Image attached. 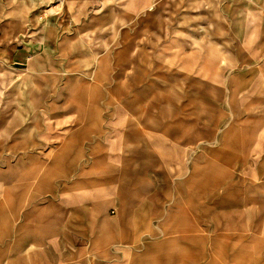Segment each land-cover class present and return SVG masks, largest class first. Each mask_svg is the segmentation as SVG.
<instances>
[{
    "label": "rangeland",
    "instance_id": "rangeland-1",
    "mask_svg": "<svg viewBox=\"0 0 264 264\" xmlns=\"http://www.w3.org/2000/svg\"><path fill=\"white\" fill-rule=\"evenodd\" d=\"M34 1V8L46 3L54 11L78 6L83 11L75 25L80 31L67 37L65 75L55 85L43 86L47 94L66 85V94L81 95L85 107L96 106L100 113L114 111L113 116L82 117L83 126L84 119H90L87 125L91 121L97 125L99 146L93 159L83 148L81 164H52L64 130L73 122L51 121L55 125L51 129L49 121L39 116L33 117L38 125L32 126L31 117L13 111L30 106L32 81L24 72L0 71V173L6 182L15 174L20 182L25 177L20 174L34 173L39 181L49 173L55 194L36 197L37 205L58 201L63 178L79 179L80 191L97 192L92 203L103 208L97 217L93 212L81 213V234L75 230L74 214L65 213L69 255L65 264H144L152 260L138 259L141 255L153 257L157 251L170 250L185 256V250L180 251L185 229L171 226L177 219H192L195 225L205 221L204 227L190 229L194 255L200 257L193 264H225L218 238L221 228L216 224L218 193L224 198L257 185L264 190V170L259 174L253 165L228 156L246 149L241 124L251 117L240 112L252 101L234 92L246 90L256 73L249 67L224 65L231 58L229 51L242 45L248 27L257 22L264 29V0ZM219 47L227 53H219ZM207 50L215 65L202 92ZM102 61L112 74L108 82L100 76ZM186 61L194 64L189 77ZM33 90L39 92L36 84ZM77 103L66 100L68 106ZM49 132L54 135L51 147L34 146L33 135ZM258 216V223H263L264 212ZM253 230L258 235L257 262L264 264V227ZM52 232L57 235L61 229ZM75 246L81 247V253L68 254ZM95 256L103 258L95 260ZM174 262L186 264L185 259Z\"/></svg>",
    "mask_w": 264,
    "mask_h": 264
},
{
    "label": "crops",
    "instance_id": "crops-1",
    "mask_svg": "<svg viewBox=\"0 0 264 264\" xmlns=\"http://www.w3.org/2000/svg\"><path fill=\"white\" fill-rule=\"evenodd\" d=\"M34 2V0H0V71L5 69L15 74L24 72L26 79L32 81L33 88L36 84L39 92L32 88V92L28 93L27 99L31 100L30 106L13 109L19 115L31 117L32 126L38 125L34 124L37 121L33 117L41 116L42 119L49 121L48 126L51 129L55 126L51 121L61 122V124L64 122L68 125L66 121L70 118L68 120H71L73 124L68 125L64 130L63 139L57 146L58 154L50 162L79 165L83 161V148L89 149L88 155L93 159L96 154L94 149L99 146L97 125L95 128L94 121L90 122L91 125H87L90 119H84L86 124L83 126L82 117L113 116L114 111L106 109L107 112L100 113L96 106L95 108L85 107L81 95L72 97L78 103L68 106L66 100L72 98L66 94V85L62 91H57L51 96L47 94L43 86L55 85L59 77L65 75L67 37L76 35L80 31L75 25H77L76 21L82 19L83 11L82 6L76 7L75 10L66 8L65 11H54L53 7L51 10L46 3L42 7L34 8ZM251 27H248L249 29L245 32L242 45H239L237 49L234 48V51H229L231 58L225 60L224 65L225 68L228 64L230 67H249L255 69L253 73H256V77L250 79L246 90L234 92L235 96L238 95L244 101H252L251 107L245 108L246 104L240 112L241 115L251 117L249 122L241 124L246 149H243L240 154L234 149V153L230 152L228 156H234L237 163L253 165L260 174L264 170V29H259L257 22ZM218 52L227 53L225 48L222 50L220 47ZM206 53L208 59H205L202 64L205 71L202 72L201 80L206 88L203 87L202 92H205L210 84V69L215 65L214 62H210V50ZM102 64L104 68L100 71V76L108 82L112 79V74L105 63ZM121 64L124 66L125 61L123 60ZM184 67L188 77L191 72L190 67L193 74L194 64L189 65V61H186ZM95 74L99 75L98 72ZM37 84L41 85V88ZM90 99H93V96ZM38 104H42V107H37ZM237 113L238 111L235 112ZM53 136L50 132L36 134L32 136V142L34 146H50L49 141ZM237 156H241V160H237ZM18 175L15 174L16 178H13L16 182H13V179H10L11 182H6L3 174L0 173V264H65L69 256H67V240L64 234L65 213L68 211L74 214V218H77L75 230L81 234V213L93 212V216L97 217L103 212V208L96 209L92 203L97 192L93 193L91 189V192L83 193L80 191L79 179L71 182V179H66L64 176L65 178L60 179L61 182H59L60 185L63 184V188H59L56 194L59 197L58 201L35 205L33 201L37 199L36 197L50 196L53 195L51 192L54 193L53 187L49 186V173L43 175L39 181L38 178H34V173H25L20 174L25 177H21L18 182ZM246 189L239 194L234 192L228 197L224 194V198L221 197L220 192L218 193L219 200L215 205L218 211L216 224L221 228L218 238L220 245L222 244L221 259L225 261V264H258V235L253 229L264 227V222L258 223V213L264 212V190L260 188V185ZM205 200H209L207 189ZM19 205H26V208L22 210ZM51 212L52 214H41ZM51 221L54 224H51ZM171 222L172 227L185 229V245L180 249V251L185 250V256H179L173 250L157 251L153 257H147L145 254L138 257L142 260H152L151 263L144 264H183L174 262V259H185L188 264L196 258L200 259L199 256L194 255L193 237L189 233H193L190 231L193 227H204L205 221H202L201 225H195L192 219L184 221L177 219ZM53 228L61 229V232L53 235L51 234ZM71 253H81V247L75 246L73 251L68 252V254ZM102 258V256L94 257L95 260ZM93 264L103 263L97 261Z\"/></svg>",
    "mask_w": 264,
    "mask_h": 264
}]
</instances>
